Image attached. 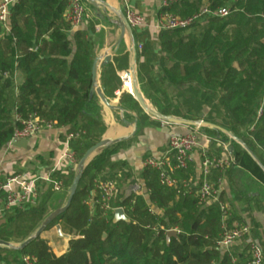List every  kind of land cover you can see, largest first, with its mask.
<instances>
[{"label": "trees", "instance_id": "16d2710c", "mask_svg": "<svg viewBox=\"0 0 264 264\" xmlns=\"http://www.w3.org/2000/svg\"><path fill=\"white\" fill-rule=\"evenodd\" d=\"M188 1L177 0L170 11L181 16L198 12H185ZM196 1H204L211 10L229 9V14L223 17L203 14L192 25L201 21L210 24L200 42L190 34L176 40L175 34L183 29L159 30L156 49L144 30L134 29L136 42L142 44L137 52L140 85L154 90V94L165 81L191 89L206 83L217 86L219 95L213 102L201 103L193 96L184 97V105L178 108L164 99L151 102L163 114L192 120L203 118L230 130L264 163L260 153L264 152V31L259 32L257 43L245 58L242 44L232 40L224 44L213 32L218 25H221L220 30L253 22L256 27H264V0ZM67 6L68 0H19L11 9L10 31L4 33L0 26V151L9 144L15 128L20 125L17 115L25 117L36 113L41 118L56 121L55 127H67V132L84 130L70 142L78 162L106 131L97 97L91 95L95 41L90 34L95 33V22L88 19L86 27L72 29L63 14ZM162 59H166L164 64ZM157 62L160 67L154 73ZM248 66L261 73L263 88L252 90L251 83L243 86L233 79ZM128 68V52L117 53L113 61L103 67L106 97H116L122 87L117 70ZM17 72L22 82L16 89ZM122 101L126 110L137 112L140 121L149 120L155 126H176L149 116L129 92L123 93ZM204 107L208 108L207 112H203ZM201 129L223 142L231 141L236 163L264 182V173L237 143L218 131ZM142 134L139 128L132 138L105 147L87 165L70 207L46 228L62 224L64 230H68L70 239L64 253L56 254L40 235L24 249L0 247V264H27L25 257L30 258L31 264H233L229 252L217 244L224 231L217 202L204 206L195 196V189L185 196L179 194L178 188L161 184L159 172L149 166H145L141 174L145 194L121 192L120 173L129 175L125 172V162H113L111 157ZM193 166L180 171L178 178H190ZM74 175L75 171L54 172L53 178L62 180L68 189ZM99 177L117 181V198L111 204L122 206L128 221L115 222L114 214H105L99 203L91 206L92 190H96L94 199L100 198L96 184ZM37 186L36 204L14 207L0 216V239L22 242L50 213L55 191L42 181ZM150 207L155 208L156 214L149 211ZM235 220L239 219L233 213L229 224ZM175 227L179 229L178 237L168 241L166 230ZM249 260L248 255L236 264H247Z\"/></svg>", "mask_w": 264, "mask_h": 264}, {"label": "crops", "instance_id": "0c3cea01", "mask_svg": "<svg viewBox=\"0 0 264 264\" xmlns=\"http://www.w3.org/2000/svg\"><path fill=\"white\" fill-rule=\"evenodd\" d=\"M105 1L113 8L122 9L123 12L126 6H130L136 12L142 14L148 24L143 32L150 36L151 42L156 49L159 47V30L156 26V21L160 0ZM65 12L66 10L63 13L64 15ZM90 15V19L95 22V27L98 26L95 33L90 34L95 41V58V56L109 50L116 44L121 34L120 18L115 11L109 9L105 5L93 8ZM87 24L88 22H85L79 27L84 28ZM129 48L130 38L128 34H126L117 53L128 52ZM99 70L101 76H103V67H100ZM127 70H117L122 81L123 74H125ZM21 82V75L17 72L15 74L16 89ZM125 89L128 90L129 93L132 92L130 77L125 81ZM122 95L123 93L120 89L116 92V97L114 99L120 101ZM97 103L99 106V113L106 124V131L104 134L110 136L112 140H118L121 138L129 139L135 135L137 129L136 126L125 123L123 118L119 121L120 110L112 109L99 102L98 99ZM186 127L188 126H168L164 124L156 126L154 129L147 127L143 131L144 134L138 137L136 141H133L125 149H121L113 154L111 157L112 161L125 162V172L129 175L126 177L124 174L121 175L120 173L121 192H125L126 195H129L131 189L137 188L135 193L141 192L145 194L146 188L141 177L145 167V158L150 156H160V154H162L167 148L170 135L187 133L183 130L186 129ZM189 128L191 127H188L187 129ZM150 133L152 134V137H149ZM205 134L208 135L207 133ZM65 137L66 130L60 126L52 129H45L38 135L28 139L29 143L27 147L6 145L0 151V175L2 172L7 173L12 170V165H15L16 161L19 162L17 165L31 166L35 169L34 172L29 169H25L24 172H30L42 176L47 175L52 169H54L55 172H67L70 164L67 158L63 156L66 149ZM208 138L211 139L209 142H206L205 138L202 137L200 139V144L208 145L209 155H226L233 158L235 161V165L224 172V182L219 192V198L221 196L222 200L230 205L232 213H234L236 219L251 224L250 235L246 236L244 239L242 238L236 241L230 250H225L229 252L232 263L234 261L236 264L237 260L244 261L248 255L250 257L249 252L252 241L258 242L264 250V182L259 180L248 169L236 163L237 159L233 154L232 144L230 142H223L221 139L210 135H208ZM200 152L201 150H197L196 162L194 163L193 170L190 172L191 177L194 179L199 178L200 174ZM260 153L262 154V151H260ZM6 179L7 177L3 180L0 177V183ZM66 190L67 189L64 187L60 191L62 197L65 195ZM239 220H235L234 222H239ZM60 225L62 232L70 236L67 232L68 230H66V228L64 230L62 224ZM56 231L55 228L57 240L59 243L62 241L64 244L60 245L59 248L56 246V242H53V244L50 242V245L56 254L61 255L66 251L68 240L70 238L60 236Z\"/></svg>", "mask_w": 264, "mask_h": 264}, {"label": "built area", "instance_id": "2783aa9c", "mask_svg": "<svg viewBox=\"0 0 264 264\" xmlns=\"http://www.w3.org/2000/svg\"><path fill=\"white\" fill-rule=\"evenodd\" d=\"M19 0H0V26L4 33L10 31V16L11 9ZM177 2V0H160L159 11L157 15L156 26L158 30H186L190 28L203 14H213L215 16H227L229 9L221 7L217 10H211L208 6H204L198 12L191 15L181 16L170 11V8ZM126 18L133 29L144 30L148 24L144 16L130 6L124 8ZM91 11L88 4L84 0H68V6L65 12V19L69 22L72 29L81 26L86 20L90 19ZM98 28V26L96 27ZM142 49V44H136V51ZM130 74L126 72L123 74V82ZM20 125L15 128L12 140L30 139L38 135L45 129H52L56 126V121L41 118L36 113H29L27 116H16ZM66 130L65 144L66 149L63 156L67 158L70 167L68 171H76L78 161L75 152L70 146L73 138L84 133V130L77 132H67V127L62 126ZM193 130L184 134H171L169 137L166 150L158 157H147L144 160V165L155 168L159 172L160 182L163 185L173 186L178 188V193L186 195L194 190L195 196L204 206L217 202L221 211V222L223 234L217 244L224 250H230L233 244L250 235L251 224L246 221L233 222L229 224V220L233 216L232 209L227 202L220 200L219 192L223 185L224 172L235 165L233 158L226 155L211 156L208 153V145L200 144V139L208 138L201 127H192ZM201 150L200 156V174L199 178L192 177L184 180L178 178V173L182 170H188L191 165L196 162V152ZM55 170L52 169L47 175H38L30 172L16 174L8 177L5 181L0 183V216L4 212L11 210L14 207L26 208L37 203L39 199V190L37 183L43 181L47 185H51L55 192H60L64 188V183L60 179H54L53 174ZM217 173V174H216ZM97 188L100 191V198L96 197V190L90 192L91 203L94 206L96 203L105 211V214L113 213L117 208H124L122 206L114 207L111 202L117 198L118 184L117 181L109 177H99L96 180ZM137 189V188H136ZM135 188L129 191V195L135 193ZM149 211L156 214L155 208L150 207ZM125 213V211H124ZM156 229V228H155ZM176 230L177 227L168 230ZM166 230V232L168 231ZM25 262L31 264L30 258L25 257ZM235 264V262L233 261ZM247 264H264V250L262 246L252 241L250 245V260Z\"/></svg>", "mask_w": 264, "mask_h": 264}, {"label": "water", "instance_id": "95a60500", "mask_svg": "<svg viewBox=\"0 0 264 264\" xmlns=\"http://www.w3.org/2000/svg\"><path fill=\"white\" fill-rule=\"evenodd\" d=\"M86 1L90 6L94 8H98L101 5L107 6L109 9L115 11L119 18H120V28H121V34L116 42V44L110 48L109 50H106L105 52H102L95 56L92 64V85H91V95L95 94L98 95V97L102 100V102L112 108V109H118L121 111V113H124V107L122 105H115L112 104L106 95L104 94V90L101 88L100 80L102 78L99 68L104 67L112 62L113 57L117 54L120 45L125 37L126 34H128L130 38V48L128 50L129 53V68L127 72L131 76V80L133 83V91L130 92L133 97L137 100L139 105L143 108L145 113H147L149 116H151L154 119L161 120L163 122L171 123L177 126H188V127H206L211 130L218 131L222 133L223 135L227 136L230 140L237 143L247 154L248 156L253 160V162L260 168V170L264 173V163L262 160L258 157V155L250 148V146L240 137L235 135L230 130L217 125L215 123L209 122L204 120L203 118L192 120V119H186L175 115H166L158 111L154 106H152L144 96L142 95L139 87V79H138V73H137V51H136V39L134 36V29L128 22L125 13L120 8H113L111 5H109L105 0H84ZM124 138L118 139V140H112V138L106 134L103 135V137L97 141L96 143L92 144L82 155L80 158L75 175L73 178V181L68 189L69 194L67 201L65 205L56 208L52 212H50L44 220L41 222L39 227L25 240H23L20 243H13V242H7L2 239H0V247L4 248H10V249H24L27 247L31 242H33L35 239H37L49 226V224L54 221L61 213L65 212L71 205L74 196L78 190L79 183L84 175L85 169L87 165L90 163V161L99 154L102 149L105 147L122 140ZM28 139H20V140H14L12 141L11 145L14 146H28ZM10 144H7L9 146ZM118 220H127L128 217L124 213V210L122 208H117L114 211V221ZM58 234L60 236H63L65 238H69V235L64 234L62 232V228L60 224H57L55 226ZM105 236V235H104ZM172 237L177 238L178 232L174 229L168 230L166 232V239L169 241Z\"/></svg>", "mask_w": 264, "mask_h": 264}, {"label": "rangeland", "instance_id": "374dc122", "mask_svg": "<svg viewBox=\"0 0 264 264\" xmlns=\"http://www.w3.org/2000/svg\"><path fill=\"white\" fill-rule=\"evenodd\" d=\"M205 5V2H199L196 0H189L187 2V11H185L186 13H192L193 11L196 10H201ZM90 11L92 12L93 7L88 5ZM210 27V24L206 23L205 21H201L198 24H195L194 26H191L190 28L184 30L181 33H177L175 34V38L176 40L179 38V36H185V35H194L198 38L199 42L202 40L203 36H204V32L206 30H208ZM221 25L216 26L213 29V32L219 36V39L222 40V42L224 44H227L229 42V40H232V42H237L239 44H242V46L244 47V51H243V58H245L244 56H249V51L252 49L253 44L257 43V40L259 39V32L260 31H264V27L258 25V27L255 26V22L250 23L249 25H241V26H228L225 29L220 30ZM162 63L164 64L166 62V59H162L161 60ZM160 64V63H159ZM158 64V62L154 65V70L153 72L156 73L158 68L160 67ZM159 66V67H158ZM214 74V72H213ZM261 73L256 70V69H250L249 66L246 68L245 72H241L238 73L233 79L241 82V84L243 86L247 85V82L251 83L250 87L252 90H257L259 89L263 83L261 81ZM100 84H101V88L104 90L103 88V83H102V78L100 80ZM139 87H140V91L142 93V95L144 96V98L146 99V101H148L152 106V99L154 101L157 100V98L159 99H164L166 100V102H168L169 104H171L172 107H177L178 106H182L184 105L183 103V99L184 97L187 96H193L194 98H196L198 101H200L201 103H204L205 100H209L211 102H213V100H216L218 98L219 95V90L217 86H213V84L211 83H206L205 85L202 86H196L195 88H187L186 85L183 86H179L176 84H170L167 81L162 82L160 84V86H158L157 88V93L154 94V90L152 92V90L150 91V89L146 88V87H142L140 85L139 82ZM263 88V87H261ZM121 91L122 93L125 92H129L128 90L125 89V84L122 81V87H121ZM97 99L99 102H101L102 104H104L102 102V100L98 97V95H96ZM152 97V98H150ZM109 101L112 104L115 105H122L124 107V113H120V117H119V121H121V118L124 119L125 123H129L132 126H136V132L139 128H141V130L144 131L145 128L150 127V128H155L156 126L151 124L149 120H144V121H140L138 119V114L135 111H128L126 110V105L124 104V102L122 101V99L120 101H117L114 98H108ZM208 108L204 107L203 112H207ZM118 112V111H117ZM140 123V124H139ZM186 127V129L184 132H189L191 130H193V128H189ZM135 132V133H136ZM144 134V133H143ZM142 134V135H143ZM140 135V136H142ZM139 136V137H140ZM152 137V134L150 133V136ZM148 137V138H149ZM231 143V141H229ZM262 155L264 156V152L262 151ZM19 164L18 161H16L15 165H12L13 169L10 170L9 172L5 173L2 172L0 177L2 178V180L4 178H8L10 177V175H16V174H22L24 173L25 169H29L30 171L34 172V168L31 166H21V165H17ZM42 185V184H41ZM69 189V188H68ZM68 189L66 190L65 195H63V197L60 195V192H54L53 195V201H52V207L50 209V212H52L53 210H55L56 208H59L63 205H65L67 198H68V194L69 191ZM57 232V231H56ZM58 234V232H57ZM42 238H44L45 240H47V242L50 244V242L53 244V242H56V246L59 248L60 245L64 244L62 243V241L57 240V236L55 235V226L44 231L42 234ZM70 238V236H69ZM61 248V247H60Z\"/></svg>", "mask_w": 264, "mask_h": 264}, {"label": "bare ground", "instance_id": "6f19581e", "mask_svg": "<svg viewBox=\"0 0 264 264\" xmlns=\"http://www.w3.org/2000/svg\"><path fill=\"white\" fill-rule=\"evenodd\" d=\"M130 78H131V76H130ZM131 86H132V91H133V83H132V80H131Z\"/></svg>", "mask_w": 264, "mask_h": 264}]
</instances>
